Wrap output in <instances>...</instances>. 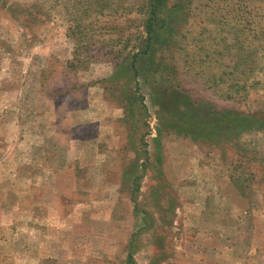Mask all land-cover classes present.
<instances>
[{
	"label": "rangeland",
	"instance_id": "374dc122",
	"mask_svg": "<svg viewBox=\"0 0 264 264\" xmlns=\"http://www.w3.org/2000/svg\"><path fill=\"white\" fill-rule=\"evenodd\" d=\"M0 0V264H264V0Z\"/></svg>",
	"mask_w": 264,
	"mask_h": 264
},
{
	"label": "trees",
	"instance_id": "16d2710c",
	"mask_svg": "<svg viewBox=\"0 0 264 264\" xmlns=\"http://www.w3.org/2000/svg\"><path fill=\"white\" fill-rule=\"evenodd\" d=\"M166 1L167 0H149L150 10L145 25V28L148 33L156 31V29L158 28V17L160 16Z\"/></svg>",
	"mask_w": 264,
	"mask_h": 264
}]
</instances>
